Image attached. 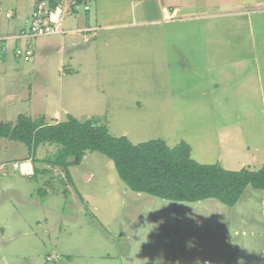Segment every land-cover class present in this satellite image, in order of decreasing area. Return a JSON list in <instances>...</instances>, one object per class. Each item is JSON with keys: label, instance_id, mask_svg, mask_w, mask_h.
<instances>
[{"label": "rangeland", "instance_id": "rangeland-1", "mask_svg": "<svg viewBox=\"0 0 264 264\" xmlns=\"http://www.w3.org/2000/svg\"><path fill=\"white\" fill-rule=\"evenodd\" d=\"M32 2L0 0L16 13L0 17L13 30H0L17 35ZM159 3L117 21L124 25L86 32L65 65L40 48L50 38L0 42L8 51L0 52V121L95 118L133 144L184 141L199 163L264 166V0ZM162 7L177 9L167 17ZM26 46L29 60L14 55ZM58 149L42 143L32 153L0 139V264H264V190L248 185L233 206L162 199L130 190L97 151L68 167V183L44 162ZM27 160L35 174L15 165Z\"/></svg>", "mask_w": 264, "mask_h": 264}, {"label": "trees", "instance_id": "trees-1", "mask_svg": "<svg viewBox=\"0 0 264 264\" xmlns=\"http://www.w3.org/2000/svg\"><path fill=\"white\" fill-rule=\"evenodd\" d=\"M1 138L21 142L32 153L42 143L57 144L56 155L44 162L61 168L68 183V167L86 152L97 151L113 162L119 179L130 190L162 199L195 202L214 198L233 206L248 185L264 190V166L228 170L219 163H199L184 141L172 147L162 139L133 144L125 135H112L95 118L80 121L67 114L65 120L47 122L44 116L19 114L15 122L0 121Z\"/></svg>", "mask_w": 264, "mask_h": 264}, {"label": "crops", "instance_id": "crops-1", "mask_svg": "<svg viewBox=\"0 0 264 264\" xmlns=\"http://www.w3.org/2000/svg\"><path fill=\"white\" fill-rule=\"evenodd\" d=\"M34 1V0H33ZM155 2L156 6L160 9V3L159 0H95L93 4L91 5L90 9L85 12V15L83 17H78V14H70L72 17V23L67 21L66 23H63L64 28L67 30V33L64 35H56V36H49L44 38H50L49 40H46L44 42L39 43L40 48L43 49V51L49 52L48 50L53 51L55 50V53L59 54L60 59L59 63L66 64V61L68 60H74L72 57L74 56L73 52H70L72 49L82 47L81 40L79 37H81L82 42L88 41L89 37L87 36L90 31H94L97 28L101 26L106 25H124L122 23H117V21H127L128 19L134 20L136 18V15L141 13H149L153 9V3ZM33 9V2L32 7L30 8V11L28 15L22 20L25 23L26 18L30 16V13ZM162 11L165 13V16H170L173 14V12H176V9H173L171 12L166 8L162 7ZM2 10H11L9 8L2 9ZM13 11V10H11ZM91 13V15H90ZM93 13V14H92ZM69 16V14L67 15ZM0 17H3L5 20H12L14 17L16 19V13L13 11L12 18H6L4 15H1ZM66 19V18H65ZM94 19L95 24H92V20ZM65 21V20H64ZM76 22H79L81 26H78L77 24H74ZM9 26H11L12 30L15 27L14 23H7ZM7 24H1V25H7ZM11 24V25H10ZM8 26L6 32H2L0 30V37L1 36H8L9 38L5 41L0 42H6L7 40H13L15 35L10 32V27ZM23 27V25L19 28ZM76 28H90L88 33L83 34V32L75 31ZM67 35L66 38L63 36ZM60 36V37H59ZM95 37V35H92ZM16 40V39H15ZM96 42V41H94ZM4 44L0 45V52L3 54H7V48L6 51H3ZM51 49H50V48ZM14 52V51H13ZM64 55H69V58L66 59ZM5 56V55H4ZM45 59L48 57L47 54L44 55ZM8 60V58L6 59ZM6 67L10 66V68L14 71V63L12 61L3 62ZM60 65V71L63 72L64 66ZM1 75H6V72L3 70ZM41 116H44L47 118L46 115L42 114ZM60 121V120H58ZM127 137V133L123 132V134ZM29 161V160H27ZM30 162V161H29ZM32 165V164H31ZM2 166H0V169Z\"/></svg>", "mask_w": 264, "mask_h": 264}, {"label": "built area", "instance_id": "built-area-1", "mask_svg": "<svg viewBox=\"0 0 264 264\" xmlns=\"http://www.w3.org/2000/svg\"><path fill=\"white\" fill-rule=\"evenodd\" d=\"M95 0H36L35 6L32 9L30 16L25 20V26H23L19 33L15 35L14 39L19 38H38L47 36L64 35L67 30L64 28V19L68 14H78V11L82 8L83 11H88ZM4 15L6 18H12L13 11L0 9V16ZM90 28H76L75 31L86 33ZM8 36H1L0 41H5ZM3 51L6 48L3 47ZM32 48L15 47L14 55L22 58L23 60H29L32 56ZM22 162L15 165L25 174L30 175L33 169L22 167Z\"/></svg>", "mask_w": 264, "mask_h": 264}, {"label": "bare ground", "instance_id": "bare-ground-1", "mask_svg": "<svg viewBox=\"0 0 264 264\" xmlns=\"http://www.w3.org/2000/svg\"><path fill=\"white\" fill-rule=\"evenodd\" d=\"M24 162H29V161H23V162L21 163L22 167H26V166H27V167L30 169V164H29V165H25ZM29 163H30V162H29Z\"/></svg>", "mask_w": 264, "mask_h": 264}, {"label": "clouds", "instance_id": "clouds-1", "mask_svg": "<svg viewBox=\"0 0 264 264\" xmlns=\"http://www.w3.org/2000/svg\"><path fill=\"white\" fill-rule=\"evenodd\" d=\"M23 162V161H22Z\"/></svg>", "mask_w": 264, "mask_h": 264}]
</instances>
